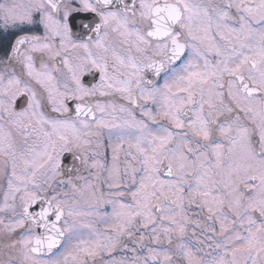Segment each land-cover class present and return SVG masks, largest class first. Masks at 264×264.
<instances>
[{"label":"snow or ice","instance_id":"1","mask_svg":"<svg viewBox=\"0 0 264 264\" xmlns=\"http://www.w3.org/2000/svg\"><path fill=\"white\" fill-rule=\"evenodd\" d=\"M0 264H264V0H0Z\"/></svg>","mask_w":264,"mask_h":264}]
</instances>
